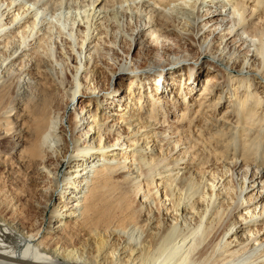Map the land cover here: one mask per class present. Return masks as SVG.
I'll return each mask as SVG.
<instances>
[{"label": "bare ground", "instance_id": "bare-ground-1", "mask_svg": "<svg viewBox=\"0 0 264 264\" xmlns=\"http://www.w3.org/2000/svg\"><path fill=\"white\" fill-rule=\"evenodd\" d=\"M204 4L0 0V264H264V0Z\"/></svg>", "mask_w": 264, "mask_h": 264}, {"label": "rangeland", "instance_id": "rangeland-1", "mask_svg": "<svg viewBox=\"0 0 264 264\" xmlns=\"http://www.w3.org/2000/svg\"><path fill=\"white\" fill-rule=\"evenodd\" d=\"M204 1L206 2V4H204L206 6L203 7L202 10L206 11L213 4H209V2L211 0H204ZM212 1L216 2L217 0H212ZM221 6L222 5H220V7ZM204 13L205 12H203L202 14H204ZM131 28L135 29L134 26H130V29ZM167 36L169 37V40H167L168 42L163 40V42H160L162 45L161 44H158V45L154 44L156 47L153 46L152 43H149L150 45L147 44V46L144 48L143 54H141V55L137 54L136 55V59L138 60V64H139L138 67L139 68L144 69V68L148 67L149 62H150L149 60L151 59L152 55L155 58H163L162 60H170L171 57L172 58L178 57L180 55H188L189 58L196 57V56H194V54L190 55L191 51H192V47L189 44H187L186 42H184V44H183L182 43L183 41L176 39V37L174 35H167ZM159 46H160V48H159ZM147 47H148V49H147ZM129 48H130V45L127 44V47L124 48L123 52L121 50H119V51L115 50L114 51L113 48L110 49L112 51V53H111V51L108 50V55H107L106 59H104V61L102 62V64L108 69V71L106 70L107 72H110V70H116L119 65H121L122 63L127 62V60H129V56L127 55L129 52ZM146 50H148L149 52ZM155 50H157V51H155ZM147 53H149L151 55H149ZM156 54H157V56H156ZM147 56H149L150 58H148ZM110 58H112V59H110ZM108 59L110 60V63L108 62L109 61ZM209 59H210V57L208 55H202L201 59H200V64L202 66H206L205 63H207V61ZM106 62H108V63L105 64ZM141 62H143V64ZM66 69H67V66H66L65 70ZM205 69L206 68H200V66H199V68H196L194 73L189 74L188 76H189V79L191 80V82L202 80V78L204 77L203 73H204ZM106 77H107V75H104V77L101 78V80L96 79L97 85L99 84L98 85L99 88L101 90L107 91L109 93V96H111V91L113 90L114 87H117L118 84H117V81H115V80L113 81V84H112V81H109V79L108 78L106 79ZM181 77H182V75L178 76L179 79ZM160 79H161V81L164 80V76L161 75ZM122 85H124V82H122ZM172 94L174 95V93H172ZM83 102H84V104H90L89 102L85 101L84 99H83ZM75 106H76L75 109H77L79 104L77 105V103H76ZM88 107H91V105H89ZM92 107L95 108V106H92ZM70 111H71V109L66 110L67 114H69ZM198 124H200V122H198ZM64 168H63V170H64ZM63 170H62V172H63ZM238 181H239V179H237V180L234 179V183H235L234 185L235 186H236V183ZM37 187H38L37 183L32 181L31 179H29V180L23 179L20 182H15L13 180L11 181L9 178H7V175L4 174V172L2 170H0V188L4 191H7V194H9V195L14 192L13 198H15V200L20 204V207L25 206L24 208L31 215L33 214V210H32L33 207L30 204V195L33 194L34 192H36V190L38 189ZM9 192H11V193H9Z\"/></svg>", "mask_w": 264, "mask_h": 264}]
</instances>
